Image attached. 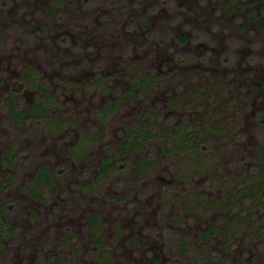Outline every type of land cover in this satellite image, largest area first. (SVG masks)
I'll return each mask as SVG.
<instances>
[{
  "label": "rangeland",
  "instance_id": "374dc122",
  "mask_svg": "<svg viewBox=\"0 0 264 264\" xmlns=\"http://www.w3.org/2000/svg\"><path fill=\"white\" fill-rule=\"evenodd\" d=\"M0 264H264V0H0Z\"/></svg>",
  "mask_w": 264,
  "mask_h": 264
},
{
  "label": "trees",
  "instance_id": "16d2710c",
  "mask_svg": "<svg viewBox=\"0 0 264 264\" xmlns=\"http://www.w3.org/2000/svg\"><path fill=\"white\" fill-rule=\"evenodd\" d=\"M10 107L12 108V110L15 111V109L13 108V106L10 105ZM150 128H151L150 125H149V129H146V130H145V127H141L140 130H139V133L136 134V137H134L133 140H130L131 139L130 138L127 142H124L121 145L120 150H122V149L123 150H129V149H131L132 146L138 145L139 141L144 137V135L140 134V131H141V133H143V132L149 133ZM102 162H103V164L101 163L99 165V169L101 171H103L107 167H110V166H112L114 164V162H115V153H112L111 152V153L106 154L103 157ZM49 173H50V170L46 166H43L41 168V170H40V173L38 172L37 178H39L41 181L47 183V182H49V177H50Z\"/></svg>",
  "mask_w": 264,
  "mask_h": 264
}]
</instances>
